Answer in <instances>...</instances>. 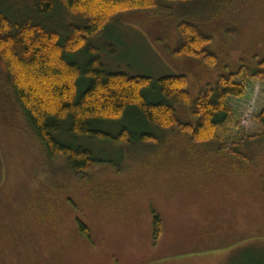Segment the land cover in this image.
Segmentation results:
<instances>
[{"label": "rangeland", "instance_id": "rangeland-1", "mask_svg": "<svg viewBox=\"0 0 264 264\" xmlns=\"http://www.w3.org/2000/svg\"><path fill=\"white\" fill-rule=\"evenodd\" d=\"M245 2L248 6L236 37L227 40L220 32L214 35L213 48L221 52V60L264 55V0ZM133 15V19L119 16L120 23L110 22L88 41L86 51L72 58L84 64L89 47L106 71L153 79L185 74L192 98L197 87L212 83L221 72V65L211 69L176 58L170 51L174 28L167 26L163 16ZM238 81L244 85V94L228 99L229 115L217 132L229 142L263 127L256 116L264 109V82ZM138 124L137 114L129 109L118 122L101 123L99 128L116 133L120 127L137 129ZM33 141L24 126L0 129V209L5 214L0 227L13 222L8 218L13 216L11 209L28 211L33 222L35 204L31 200H37V195L48 205L44 225L30 235L19 233L15 241L26 247L12 251L11 264L264 261L263 144L247 150L248 159L226 160L181 139L159 150L145 144L87 139L83 144L100 162L91 167L86 180H79L69 174L60 157L48 169L41 167L43 155ZM152 211L160 215L163 226L157 242L151 235ZM77 220L86 225L90 240L80 235ZM5 244L9 240L0 228V249ZM2 258L0 253V262Z\"/></svg>", "mask_w": 264, "mask_h": 264}, {"label": "trees", "instance_id": "trees-1", "mask_svg": "<svg viewBox=\"0 0 264 264\" xmlns=\"http://www.w3.org/2000/svg\"><path fill=\"white\" fill-rule=\"evenodd\" d=\"M247 6L245 0H0V129L24 126L43 155L41 167L48 169L60 157L79 180H86L91 167L100 162L83 144L87 139L158 150L181 139L226 160L248 159L247 150L264 145V109L256 116L263 126L257 133L229 142L217 132L227 121L228 99L244 94L238 80L264 82V55L221 60V52L213 48L217 32L227 40L236 37ZM138 13L146 18L163 16L174 28L170 51L176 58L211 69L221 65L212 83L197 87L192 98L185 74L153 79L106 71L89 47L84 64L72 58L86 51L88 41L110 22H122L121 15L133 19ZM129 109L138 116L137 129L120 127L111 133L99 128L101 123L118 122ZM36 197L31 200L34 223L28 211L11 209L13 216L8 218L13 222L1 225L9 244L1 246L0 264H11L12 251L26 247L15 241L20 232L30 235L45 224L48 205ZM4 216L0 209V218ZM77 226L90 240L86 225L77 220ZM162 233L161 217L152 211L153 242Z\"/></svg>", "mask_w": 264, "mask_h": 264}]
</instances>
